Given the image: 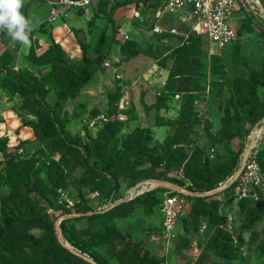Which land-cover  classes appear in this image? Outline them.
Wrapping results in <instances>:
<instances>
[{
    "label": "rangeland",
    "instance_id": "rangeland-1",
    "mask_svg": "<svg viewBox=\"0 0 264 264\" xmlns=\"http://www.w3.org/2000/svg\"><path fill=\"white\" fill-rule=\"evenodd\" d=\"M21 11L35 24L33 53L9 37L0 44V69L9 72L0 73V140L35 192L10 177L0 153V219L25 202L37 215L0 228V264H89L80 255L97 264H264L259 25L236 14V39L218 51L177 16L157 18L147 8L115 9L112 21L109 8L97 5L52 21L46 2L26 0ZM106 60L114 66L105 69ZM71 70L78 78L60 100ZM122 99L120 122L112 106ZM247 145L249 170L241 166ZM241 167L233 188L194 201L171 235L161 229L157 191L124 199L149 181L215 191ZM66 217H73L64 239L73 251L63 247L70 255L55 245V224Z\"/></svg>",
    "mask_w": 264,
    "mask_h": 264
},
{
    "label": "built area",
    "instance_id": "built-area-1",
    "mask_svg": "<svg viewBox=\"0 0 264 264\" xmlns=\"http://www.w3.org/2000/svg\"><path fill=\"white\" fill-rule=\"evenodd\" d=\"M49 5L50 21L56 20L67 10L82 11L92 7L97 3L123 4L121 9H132L137 7L147 8L153 11L155 17L160 18L162 14L177 16L178 19L189 25L195 35L206 39L216 50H223L231 45L236 39V33L231 27V20L236 14H240L250 19L253 23H258L264 33V7L260 0H39ZM241 20V19H240ZM127 38V37H125ZM118 64L119 60H114ZM105 69L112 68L113 62L106 60L103 63ZM120 78V76H117ZM127 105L124 99L117 104L116 120L123 122L126 119L125 111ZM252 149L244 163L247 169H251ZM151 182L135 185L124 194V199L129 200L138 193L149 189ZM182 189L198 193L191 186H179ZM239 189V188H237ZM164 190V189H162ZM162 195L159 203V213L161 219V229L171 235L175 229L177 221L185 217L191 210L194 199L188 195L168 190ZM146 193V192H145ZM98 196L94 193L93 197ZM140 196V195H139ZM238 200L246 196L244 189L236 192ZM121 201V199L119 200ZM118 201V202H119Z\"/></svg>",
    "mask_w": 264,
    "mask_h": 264
},
{
    "label": "trees",
    "instance_id": "trees-1",
    "mask_svg": "<svg viewBox=\"0 0 264 264\" xmlns=\"http://www.w3.org/2000/svg\"><path fill=\"white\" fill-rule=\"evenodd\" d=\"M260 2L262 3L263 7H264V0H260ZM26 4V3H25ZM94 5H97V6H106L109 8V21H112L111 19V15L110 13H112L113 11H115V9H118V8H121L123 6V4H119V3H115L114 5H108L107 3H97V4H94ZM25 6V5H24ZM23 14L25 15V12H23ZM26 17V16H25ZM241 22H246V23H252L250 19H242ZM258 24V23H257ZM260 29H261V26L260 24H258ZM262 31V30H261ZM263 32V31H262ZM197 36V35H196ZM8 36L5 34V33H0V44L1 42L6 39ZM201 39H204L200 36H197ZM33 44L34 42H32V45H31V51H30V54L33 53ZM1 72H6V71H3V69H0V73ZM6 73L9 74V72L7 71ZM17 83L22 87L24 88L25 90H27L28 92H30L33 96L37 98H39L40 96L36 93V91L34 89H32L31 87L25 85L20 79H18L17 77L13 76ZM77 74L74 70H71L70 71V75L67 77L66 81H65V85L64 87L62 88V91L59 93V99L60 100H63L67 94V92L70 91V87L76 82L77 80ZM39 100V99H38ZM119 101H117L114 106H112V109L114 110V112H116L117 110V104H118ZM41 103V108L42 110L51 116V119L53 121L54 124H57L58 125V132L59 134L62 136V139L64 140V142L66 144H69V145H74L70 139H69V134L65 131L64 129V126L59 124L58 121H57V118L53 115L52 111L49 109L48 105L41 99L40 101ZM127 112V110L125 111ZM0 153L2 154V157H3V162H4V165H5V168L6 170L8 171V174L10 175V177H12L16 183H18L19 185H21L25 192H35V189L32 188V186H30V183L28 182V177L27 175L25 174V172L22 170V169H16L15 166L13 165V163L11 162V156L5 151V148H4V144L3 142L0 140ZM86 164L88 165V160H85ZM99 174L101 176H104L105 178L107 176H109V173L107 171V167H102L99 171ZM163 181H166V180H163ZM176 184L177 186H186V185H182V184H178V183H174ZM235 186V183L232 184L229 188H233ZM134 187V186H132ZM130 187V188H132ZM194 189H197V190H200L194 186H192ZM129 188V189H130ZM128 189V190H129ZM126 190V191H128ZM125 191V192H126ZM154 191H157V194L159 195V197H157V203H156V206H157V209L159 211V203L161 201V198H162V195L164 193H166L167 191L165 190H162V189H155V190H152V191H149V192H146V193H151V192H154ZM144 193V194H146ZM143 195V194H142ZM139 197V196H138ZM203 199H208L207 198H203ZM202 199H199V198H195L194 201H200ZM191 211V210H190ZM81 213H85V209H82L80 211ZM190 213V212H189ZM188 213V214H189ZM187 214V215H188ZM37 215V212L34 210V208L32 207V204L28 203V202H25L24 204H21V205H17V204H12L10 207H8L6 209V211L4 212V214L2 215V218L0 219V228L2 226L4 227H7L8 229L11 228L14 224H17L20 220H23V219H32L34 216ZM160 215V213H159ZM186 215V216H187ZM185 216V217H186ZM89 218V217H88ZM91 218V217H90ZM89 218V219H90ZM184 218V217H183ZM183 218L179 219L178 221L182 220ZM67 220L63 221L61 224H60V229H61V232L63 234V237L64 239L67 241V237H66V234H65V222ZM177 221V222H178ZM68 242V241H67ZM55 245L57 246V249L63 251V253H65L66 255H70L69 252L67 250H65L63 248V246L58 242V240L55 241ZM69 243V242H68ZM49 250V249H48ZM54 250V248L52 249Z\"/></svg>",
    "mask_w": 264,
    "mask_h": 264
},
{
    "label": "clouds",
    "instance_id": "clouds-1",
    "mask_svg": "<svg viewBox=\"0 0 264 264\" xmlns=\"http://www.w3.org/2000/svg\"><path fill=\"white\" fill-rule=\"evenodd\" d=\"M25 3L26 0H0V33L10 38L13 46L17 43L31 46L30 35L35 24L21 11Z\"/></svg>",
    "mask_w": 264,
    "mask_h": 264
},
{
    "label": "water",
    "instance_id": "water-1",
    "mask_svg": "<svg viewBox=\"0 0 264 264\" xmlns=\"http://www.w3.org/2000/svg\"><path fill=\"white\" fill-rule=\"evenodd\" d=\"M260 130L261 131H264V122H263ZM249 141H250V139H249ZM251 147H252L251 145H247L246 148H245V150H244V154H243V158H242V165H241L242 167L244 166V163H245V161H246V159H247V157H248V155L250 153ZM242 167L240 168V170L236 174H234L231 177V179H230V181H229V183L227 185H225L224 187H222L220 189H217L215 191H211V192H207V193H193V192L186 191V190L182 189L181 187H179L177 185H174V184H171V183L166 182V181H150L151 184H152V186L149 189L144 190V191L138 193L137 195H135L134 197H132L129 200H125V202L126 201H130L133 198L138 197L139 195L144 194L145 192H149V191H152V190H155V189H164V190H168V191H171V192H177V193H181V194H184V195H188V196L193 197V198H207L209 196H212L214 193L219 192V191H222V190L230 187L232 184H234L235 181L237 180L239 174L241 173ZM121 202H124V201L121 200V201L117 202L115 204V206L118 205V203H121ZM70 218H73V217L62 218L59 221H57L56 224H55V230H56L58 242L63 247L67 248L70 252H72L73 249L69 245L66 244V242L64 240V237H63V234H62L61 229H60V224L63 221H65L66 219H70ZM80 257L83 258L85 261H87L89 264H97L94 261H92L91 259L86 258L84 255H80Z\"/></svg>",
    "mask_w": 264,
    "mask_h": 264
}]
</instances>
